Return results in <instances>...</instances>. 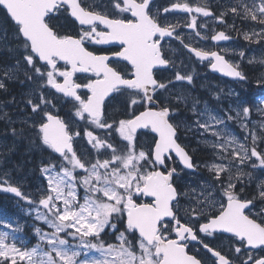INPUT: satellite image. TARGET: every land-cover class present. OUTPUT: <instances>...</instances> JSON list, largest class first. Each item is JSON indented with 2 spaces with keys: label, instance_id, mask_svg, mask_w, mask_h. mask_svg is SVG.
Instances as JSON below:
<instances>
[{
  "label": "snow or ice",
  "instance_id": "6c2138e0",
  "mask_svg": "<svg viewBox=\"0 0 264 264\" xmlns=\"http://www.w3.org/2000/svg\"><path fill=\"white\" fill-rule=\"evenodd\" d=\"M0 7L12 28L9 37L6 21L0 22V47L18 54L15 64L3 70L0 90H6L5 81L21 76V83L34 85L26 100L32 122L22 123L35 133L34 150H47L59 158L58 164L40 167L47 184L38 191V199L0 180V190L31 205L27 214L51 229L33 224L37 243L29 247L17 235L23 232L19 221L0 218V225L8 229L0 230V264H207L190 250L193 242L211 254L214 264H235L236 259L240 264H264V207L253 211L255 201L264 204V180L257 184L256 196L248 198L245 193L253 179L245 167L264 169V151L257 150L264 137L251 130L249 146L248 135L241 140L226 123V119L239 120L248 133L244 121L251 108L237 101L235 116L226 113L225 119L206 105L198 113V101L192 103L198 127L216 138L204 143L210 144L219 162L204 165L212 179L200 182L194 206L181 202L189 196L188 190L178 189L181 171L201 166L178 142L181 125L174 122L177 109L170 102L186 104L187 98L173 93L171 86L178 81L191 84L193 75L177 70L171 41H179L199 60L209 61L213 70L242 81L247 78L238 63L219 52L185 44L178 34L181 21L168 18L188 14L183 27L200 37L198 28L207 25L198 26L199 17H214L226 24L225 16L231 14L259 25V31L244 32L243 39L260 43L264 41V0H236L218 16L207 0L196 4L172 0L167 7L158 0H0ZM61 17L77 24L79 31L66 33ZM228 27L237 31L235 24ZM210 38L231 39L224 31ZM86 45H113L117 50L96 52ZM168 70L174 72L172 79L157 78ZM77 73L92 75L78 83ZM53 99L71 104L69 119L60 115ZM116 99L123 108L114 117L106 109L115 107ZM255 111L264 116V100ZM80 122L87 125L83 136L76 130ZM259 127L264 131V122ZM140 130L155 134L150 144L139 143ZM11 131L23 137L25 129ZM142 198L148 199L138 202ZM106 230L115 243L101 238ZM223 234H230L231 258L201 239Z\"/></svg>",
  "mask_w": 264,
  "mask_h": 264
},
{
  "label": "rangeland",
  "instance_id": "374dc122",
  "mask_svg": "<svg viewBox=\"0 0 264 264\" xmlns=\"http://www.w3.org/2000/svg\"><path fill=\"white\" fill-rule=\"evenodd\" d=\"M165 2L166 3H164L162 6L167 7L169 6L170 2H172V0H165ZM188 2L196 4L198 2L202 3L203 0H188ZM235 2L236 0H207L208 5L211 7V10L216 16H218L220 12L225 11L228 7L230 8L233 4H235ZM228 17L232 19V21H236V19L239 18L233 17L231 14H229L225 16L226 24H221L214 17H199L198 26L200 24L207 25L206 29L198 28L201 33L200 37L196 36L193 30L183 27L184 21L188 19V14L179 13L174 16L170 15L168 18L173 22H175V20L181 21L182 27L178 29V34L183 36L185 44L194 46L199 45L198 47L204 49L206 46L211 45L209 44L212 43L210 37L213 34H216L222 25H227V28H229L228 25H233L231 24V21H229ZM5 21V11L2 7H0V22ZM5 26L8 27L9 37H11L12 28L10 27L8 21H6ZM258 27L259 25L253 22L252 29L254 28L257 31ZM252 29H249V31H251ZM242 36L243 34L240 36L238 35L237 39H240L244 42ZM201 37H207V39H201ZM9 43H14V41L9 40ZM245 44L246 48H242L239 46V44L237 45L235 41H232L228 44L220 45V47L217 49H221V53L225 54L233 63H238L239 65H241V63L244 61L245 65L247 64L248 69L250 68L247 71L251 73L256 69V63L259 59V54L257 53L258 47L255 41L254 45H252L249 41ZM260 44L264 46V41L260 42ZM170 46L175 52L177 70L180 71L181 74L193 75V81L191 84H189L187 81H178L171 86L173 93H182L187 98V103L185 104L182 102H175L173 100L170 102V106L177 109L176 115L174 116V122L181 125V127L179 128V134L182 137V142L187 147H189L190 151H192V153H195V155L199 159L204 158L201 161L195 162L201 166L200 168H198L199 173L192 174L191 172L181 171V176L183 175L185 177H182L180 182L181 187L179 189L189 191L188 198L182 199L181 202L185 205L191 202L194 206V202L197 199L196 193H199L201 191V188L199 187L200 182L209 181L212 179V174L207 171L204 165L219 161L216 159L214 150L210 146V144L204 143V141H214L216 138L211 136L209 133H205L203 129L198 127V125L196 124L198 116L194 115L191 112L192 103L194 101H198V103L196 104L198 113L200 111H203L206 105L207 108L212 112V114L224 116L225 119L226 113L235 116L234 109H236L237 107V101H239L242 106L251 108L252 111L249 115V118L244 121L248 124V128L250 130L248 133H245V131L240 127L241 121H227L226 119L228 130L241 140H243L245 135H248L249 139L247 143L249 144V146H251V130L254 129L257 136L262 137L261 134H263L264 136V131H262L259 127L260 123L264 122V116H261L255 111V108L259 106L260 101L264 100V92L257 93L256 91V93H254L253 91L255 88L253 87L251 89L245 88L250 90L253 95L250 91H248V93L246 94L242 92L241 87H243V85H241L240 83L238 84L232 81L228 82L220 78L219 76L216 77V75L212 74L209 69L208 63L196 60L187 52L186 48L182 47L179 41L172 40ZM241 49H244V51ZM263 50L261 51L263 52L262 54L264 56ZM241 52L243 53V56L240 55ZM17 58V53L10 52L5 47H0V76H2L3 70L5 68L11 67L15 64V60ZM250 60H252L253 62L249 63ZM254 75L256 76V73H254ZM173 76L174 72L172 70H168L161 74V77L164 80L172 79ZM23 79L24 77L21 76L20 80ZM20 80L5 81V83L18 82ZM33 87V84L25 81L24 83H22L21 92L13 93V98L10 103L4 102V104L3 102H0V180H7L10 184L20 187L23 193L31 194L32 199L35 200L38 199V191L43 190L47 184L46 178L40 172V167L42 166V164H58L59 158L56 154L51 153L47 150H34L33 143L35 142V133L34 131L28 129L25 123H22L24 121H27L28 123L32 122L31 120H29V117L32 115L31 108L26 104V100L28 98L29 91ZM52 91L54 92V90ZM243 93L245 95H252L253 97H244ZM46 95H49V98H52L50 94L46 93ZM53 103H56L55 99H53ZM60 104H66L65 111H68V113L71 112L70 103L62 101L60 103H56L57 109L60 108ZM113 105L115 107L110 106L109 114L115 117L117 116V110H122L123 106L121 105L120 99L114 100ZM69 118L70 115H68L65 119ZM118 118L124 117L120 115L118 116ZM22 127L25 129L23 137L12 135L11 130L13 128L19 130ZM86 127L87 125H85L83 122L76 124V130L81 131L82 128ZM8 134L9 136H7ZM81 134L83 136L82 131ZM96 134L103 135V133L99 131H97ZM153 139L154 136L151 133L150 137L146 134H142L141 137H138L139 143L143 145L150 144ZM80 144L83 145L84 141L81 140ZM203 148H205V150H203ZM257 150L264 151V142L262 143L261 141H258ZM26 156L28 160L26 162H22L20 157ZM253 163L258 162H256L253 158ZM245 171L251 172L253 177L252 182L246 189L250 188L249 190L255 189L256 191H258L257 184L260 181L264 180V169L258 167L253 170L249 166L245 167ZM192 189H195V192H193ZM31 207V205L16 197L15 194L0 190V218L5 219L6 222L19 221L20 225L23 227V232L17 233V235L23 238L29 247L37 243V237L33 232V224H35L37 227L43 228L45 231H51V229L47 228L43 224V222L36 221L33 215L27 214L28 210ZM13 227H15V223L13 224ZM0 230L6 231L8 229L5 225H0ZM101 238L106 243L116 242L114 235L109 230H106V234H102Z\"/></svg>",
  "mask_w": 264,
  "mask_h": 264
},
{
  "label": "flooded vegetation",
  "instance_id": "af4514ba",
  "mask_svg": "<svg viewBox=\"0 0 264 264\" xmlns=\"http://www.w3.org/2000/svg\"><path fill=\"white\" fill-rule=\"evenodd\" d=\"M164 3H166L165 0H158V4L159 5H163ZM228 19H229V21H231V24H235L236 29H239V30L241 29V27H244V29H246L247 27H249V26L252 27V25H253V22H251V21H245V20L242 21L239 18H237L236 21H234V20L232 21V19H230L229 17H228ZM60 22L62 24H64V25H66L65 32L68 33V34L75 35L79 31V26L77 24H74L70 19H65L64 17H61ZM248 24H249V26H248ZM218 31H224L225 33H227V35H229V36H231L233 38L232 41H235L237 43V45L239 44L240 47L246 48V44L243 43L242 40L237 39V36L238 35L240 36V34H237L236 31L230 30V28H227V25H225V26L222 25ZM210 40H211L212 43H209V44H211V45L206 46L204 48V50L217 51L221 55H224L227 60H229L228 57L225 54L221 53V49H217L222 44H215L212 41L211 38H210ZM250 43L252 45H254V41L253 42H250ZM198 46H196V47L197 48H200ZM86 47H89V50L90 51H96V52L107 51V50H113V51L117 50L113 45H86ZM241 50L244 51V49H241ZM207 63L209 65V68H211L210 67V62L208 61ZM247 69H248V66H247V64L245 65V63L243 61L241 63V65H240V70L244 73V75L246 77H247V73H248ZM252 70H253V68H252ZM91 75H92L91 73H83V74L77 73L75 78H76V80H77L78 83H84V82H86V79L87 78H90L91 77ZM157 78L158 79H161V73L158 74ZM220 78L224 79L225 81H228V82H231L232 81V82H236L238 84L242 81V80H240V81H233V80H230V79L228 80V79L223 78V77H220ZM246 80L245 81H242V82H246ZM84 92H85V90H81V94L82 95L84 94ZM244 97H246L245 94H244ZM252 97L253 96H251V98ZM62 102H64V101H62ZM59 106H60L59 110H60V115L61 116H64L66 118L68 115H70V112L68 113V111H65L66 104L65 105L60 104ZM109 110H110V106L106 109V111H107L108 114L110 113ZM84 129L85 128H82L81 131L83 132ZM150 133L151 132H149L148 130H141V131L138 132V137H141L142 134H146V135H148L150 137ZM56 155L58 156V154H56ZM174 161H175V159H174ZM197 173H199V172L197 171L194 174H197ZM182 177H185V176H183V175L181 176L180 175V179H179L180 181H181ZM178 188H179V185H178ZM249 189H245V193H246V195H247L248 198H252L253 196H256L257 195V191L255 189H251V190H249ZM147 199L148 198H142V200L141 201H138V202H146ZM255 202L257 204V207L254 208L253 211H259L260 210V207H264V204H261L258 200L255 201ZM198 235H200V234L198 233ZM229 237H230V235L223 234V235L217 237L216 239H206L203 236H201V239H204V242L205 243H208L210 245V247L216 248V250L221 251L222 254L229 255L230 258H231L232 257V253L229 251L228 246L232 244V241L229 239ZM190 250L193 252V254H197V252H198L200 258H202V260H204V261H207V264H214V259L211 256V254L208 253L206 250H204L200 246V244H198L197 242H193L192 245H190ZM253 254L256 255L257 253H253ZM235 264H240L239 259H236Z\"/></svg>",
  "mask_w": 264,
  "mask_h": 264
},
{
  "label": "trees",
  "instance_id": "16d2710c",
  "mask_svg": "<svg viewBox=\"0 0 264 264\" xmlns=\"http://www.w3.org/2000/svg\"><path fill=\"white\" fill-rule=\"evenodd\" d=\"M8 23L10 24V27H11V22L10 21H8ZM249 29H252V27H247L246 29H244V27H241V29L239 30V29H237V31H236V33L237 34H240V35H242L244 32H248L249 31ZM246 30H248V31H246ZM260 30V28L258 27V29H257V31H259ZM239 32V33H238ZM243 37V36H242ZM244 42H245V40H244ZM243 42V43H244ZM246 42H248V41H246ZM245 42V43H246ZM245 45V44H244ZM264 45V44H263ZM257 47H258V50H257V53L259 54V59H258V62L256 63V69L255 70H253V72H251V73H247V80H246V82H240V84L241 85H243V87H241V90H242V92H244V93H248V91H250V90H248V89H250V88H255L254 89V93H256V91H257V93L258 92H264V64H261V61L262 60H264V56H263V52L261 51V50H263L264 49V46H262V44H260V43H257ZM264 51V50H263ZM254 73H256V76L254 75ZM162 74V73H161ZM217 77V76H216ZM250 81V82H249ZM245 88H248V89H245ZM21 90H22V83L20 82V81H18V82H7L6 83V90H0V102H5V103H10L11 102V100H12V98H13V93H20L21 92ZM247 90V91H246ZM246 91V92H245ZM251 92V91H250ZM252 93V92H251ZM252 95H253V93H252ZM252 95H246V96H249L250 98H251V96ZM255 95V94H254ZM2 103V104H3ZM4 103V104H5ZM142 110V109H141ZM178 131H179V129H178ZM179 136V141L188 149V151H189V153L192 155V157H193V159H194V161L196 162V161H201V160H203L204 158H202V159H199L196 155H195V153H192V151H190V149H189V147H187L183 142H182V137L180 136V134L178 135ZM261 136L262 137H264L263 136V134H261ZM263 143V142H262ZM203 150H205V148H203ZM207 152H208V150H207ZM29 157V156H28ZM20 159L22 160V162H26L27 160H28V158H27V156L26 157H20ZM18 160V159H17ZM205 162V161H204ZM174 166L176 167V168H178L179 167V165H178V163L177 162H175L174 163ZM185 175V174H184ZM180 180H178V182H177V184L179 185V188L181 187V184H180ZM110 240V239H109ZM111 241V240H110Z\"/></svg>",
  "mask_w": 264,
  "mask_h": 264
},
{
  "label": "water",
  "instance_id": "95a60500",
  "mask_svg": "<svg viewBox=\"0 0 264 264\" xmlns=\"http://www.w3.org/2000/svg\"><path fill=\"white\" fill-rule=\"evenodd\" d=\"M227 34V33H226ZM231 37V36H230ZM233 38L231 37V39H229L228 41H214V40H212L215 44H221V43H228V42H230L231 40H232ZM192 47V46H191ZM191 53V52H190ZM192 55H194L195 56V54L194 53H191ZM196 57V56H195ZM197 58V57H196ZM198 60H199V58H197ZM225 59H226V57H225ZM205 61H207V60H205ZM211 71H212V73H214V74H216V75H219V76H222V77H225V78H228V79H231V80H239V79H237V78H233V77H229V76H227V75H225L224 73H221V72H219V71H216V70H213L212 68H211ZM79 74H83V73H79ZM155 135V134H154ZM179 142V141H178ZM180 143V142H179ZM187 150V149H186ZM188 151V150H187ZM190 154V153H189ZM191 155V154H190ZM175 158V157H174ZM193 161H194V159H193ZM180 165V164H179ZM180 167L182 168V166L180 165ZM197 171V170H196ZM196 171H189V172H196ZM228 235H230V234H228Z\"/></svg>",
  "mask_w": 264,
  "mask_h": 264
},
{
  "label": "bare ground",
  "instance_id": "6f19581e",
  "mask_svg": "<svg viewBox=\"0 0 264 264\" xmlns=\"http://www.w3.org/2000/svg\"><path fill=\"white\" fill-rule=\"evenodd\" d=\"M225 2H226V1H225ZM225 2H224V3H225ZM228 3H229V2H228ZM224 6H225V5H224ZM228 6H229V5H228ZM226 7H227V6H226ZM228 8H229V7H228ZM228 8H227V9H228ZM254 23H255V22H254ZM15 61H16V60H15ZM249 69H250V68H249ZM249 69H247V70H249ZM200 71H201V70H200ZM198 73H199V72H198ZM200 76H201V75H200ZM200 76H199V77H200ZM202 76H203V75H202ZM247 76H248V75H247ZM203 77H204V76H203ZM247 78H248V77H247ZM249 82H250V81H249ZM26 86H27V85H26ZM14 106H15V105H14ZM15 108H16V107H15ZM18 108H19V107H18ZM19 109H20V108H19ZM183 111H184V110H183ZM19 112H20V110H19ZM22 113H23V112H22ZM24 113H25V112H24ZM184 114H185V113H184ZM182 115H183V114H182ZM12 135H13V134H12ZM7 136H9V134H8ZM25 140H26V139H25ZM25 140H24V142H25ZM7 141H8V140H7ZM4 146H5V145H4ZM6 146H7V145H6ZM22 146H23V143H22ZM22 146H20V147H22ZM7 147H8V146H7ZM4 148H5V147H4ZM6 150H7V149H6ZM13 152H14V151H13ZM15 152H16V151H15ZM15 155H16V154H15ZM12 157H13V156H12ZM11 159H12V158H11ZM13 159H14V158H13Z\"/></svg>",
  "mask_w": 264,
  "mask_h": 264
}]
</instances>
